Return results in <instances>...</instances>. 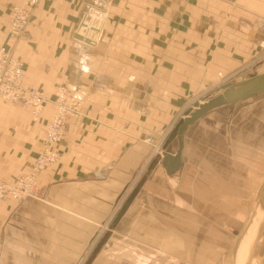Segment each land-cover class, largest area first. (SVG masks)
Listing matches in <instances>:
<instances>
[{"label":"crops","instance_id":"0c3cea01","mask_svg":"<svg viewBox=\"0 0 264 264\" xmlns=\"http://www.w3.org/2000/svg\"><path fill=\"white\" fill-rule=\"evenodd\" d=\"M22 1L0 0V46L24 63L26 86L51 99L68 87L84 116L67 120L35 195L0 199V264H235L264 183V94L191 124L175 174L161 161L193 92L264 71V0H40L11 37ZM90 6L108 12L96 42L81 32ZM55 109L35 120L0 98V179L31 170Z\"/></svg>","mask_w":264,"mask_h":264},{"label":"built area","instance_id":"2783aa9c","mask_svg":"<svg viewBox=\"0 0 264 264\" xmlns=\"http://www.w3.org/2000/svg\"><path fill=\"white\" fill-rule=\"evenodd\" d=\"M40 0H23L13 4L9 13L7 33L11 37L21 36L30 20V16ZM93 13L91 32L93 38L97 27L102 26L106 12L90 6ZM26 72L21 60L14 57L5 45L0 46V98L5 102H13L29 107L33 119L37 120L50 98L42 90L25 85ZM55 112L48 122L42 147L35 157L30 172L11 181L0 179V199L22 200L35 195L40 173L56 164L61 157L57 144L64 136L67 119L80 111L81 103L71 95L65 86L55 91Z\"/></svg>","mask_w":264,"mask_h":264},{"label":"water","instance_id":"95a60500","mask_svg":"<svg viewBox=\"0 0 264 264\" xmlns=\"http://www.w3.org/2000/svg\"><path fill=\"white\" fill-rule=\"evenodd\" d=\"M264 94V71L255 72L248 75V77L241 80H232L223 84L214 95L207 96L204 101L195 102L184 111V115L178 119L173 128L170 130L168 137L164 144V149L174 139L178 141V149L175 153H166L162 157L161 164L168 175L175 174L183 166L181 158L182 149L184 146L183 135L187 128L204 116L210 110L217 107L236 103L249 99L251 97ZM122 211L120 212V214ZM119 214V215H120ZM100 245L94 250L98 251ZM91 258L85 263L90 264ZM259 264H264V253Z\"/></svg>","mask_w":264,"mask_h":264},{"label":"rangeland","instance_id":"374dc122","mask_svg":"<svg viewBox=\"0 0 264 264\" xmlns=\"http://www.w3.org/2000/svg\"><path fill=\"white\" fill-rule=\"evenodd\" d=\"M99 9H103L105 12H106V16L104 17V21L102 23V26L100 27H97L98 29L95 31L94 33V37L93 38H89L87 36V34L89 32H91V27L90 25L92 24V18H93V11L91 12L90 10V7L87 8V13H86V21H85V24L82 25L81 27V32H82V35H83V38L87 41V42H96L99 38H100V34L101 32L103 31L104 29V25H105V20H106V17H107V10L102 8V7H98ZM90 34V33H89ZM263 59H264V56H263ZM22 62V61H21ZM23 63V62H22ZM24 65V63H23ZM25 69V68H24ZM256 71H253V72H248L246 73L245 77H248L249 74L251 73H255ZM238 72H233L229 75V78L227 80L230 79V81L232 80H236V79H232L233 77H235ZM238 80V79H237ZM59 87V86H58ZM57 87V88H58ZM66 87V86H65ZM56 88V89H57ZM68 90L69 88L66 87ZM207 89V88H205ZM41 90V89H40ZM56 91V90H55ZM44 92V91H43ZM70 92V90H69ZM45 93V92H44ZM71 93V92H70ZM46 94V93H45ZM215 92L213 91V88H209L207 90H200V91H197V92H193L190 96H189V100H188V105L190 106H193L194 105V101H199V102H202L204 101V99L207 97V96H210V95H214ZM72 96H74L76 99H78V101L81 103V107H80V111L72 116H70L69 118H80L82 116H84V111H83V108H84V102L83 100H81V98H79L78 96L74 95L71 93ZM207 95V96H206ZM49 97V95H48ZM50 98V97H49ZM54 98H55V92L53 94V99L50 98L49 102L52 100L54 102ZM48 102V103H49ZM55 104V102H54ZM47 105V104H46ZM56 106V105H55ZM45 108V107H44ZM44 110V109H43ZM183 111H185V108L183 110H179L175 116L170 120L166 130H170L173 128V126L175 125V123L178 121L179 117L182 115ZM42 113V112H41ZM68 118V119H69ZM67 119V120H68ZM51 120V119H50ZM49 120V121H50ZM48 124V123H47ZM47 127V125H46ZM65 129H66V126H65ZM168 132V134H169ZM32 168V167H31ZM30 172V171H29ZM19 177V176H18ZM258 190V192H257ZM25 199V198H24ZM250 202H249V212L251 211V203L253 205V208H252V215L250 214V217H249V226H248V229L250 227V225L252 223H254L256 221V226H255V229L253 231V234L252 236L250 237L249 241H248V244H247V247L245 249V251L243 252V255L241 259H238L239 258V248H238V251L236 253V257H235V261L234 263L235 264H245L247 258H248V254H249V250H250V247H251V243L254 241L255 237H257V244H260L259 245V251H258V254L256 256V259L254 260V263L255 264H259L258 260L262 258V255L264 253V183H258V184H255L253 190L251 191L250 193V196H249V199H248ZM260 211H262L260 217L258 216V214L260 213ZM258 218V220H257ZM247 229V231H248ZM247 233V232H246ZM245 233V235H246ZM245 235L241 238L240 242H239V247H240V244L242 242V240L244 239ZM250 258V257H249ZM253 263V264H254Z\"/></svg>","mask_w":264,"mask_h":264},{"label":"bare ground","instance_id":"6f19581e","mask_svg":"<svg viewBox=\"0 0 264 264\" xmlns=\"http://www.w3.org/2000/svg\"><path fill=\"white\" fill-rule=\"evenodd\" d=\"M198 102H199V101H198ZM202 102H203V101H202ZM202 102H201V103H202ZM261 213H262V211H260V213L258 214L259 217H260ZM263 215H264V214H263ZM257 220H258V218H257ZM255 224H256V221L250 225V227H249V229H248V231H247V233H246L244 239L242 240V242H241V244H240V247H239V258H238V259H241V258H242L241 255H243V252L245 251V249H246V247H247L248 241H249L250 237H251L252 234H253V231H254L255 226H256ZM259 261H260V259L258 260V262H259ZM254 264H255V263H254ZM257 264H258V263H257Z\"/></svg>","mask_w":264,"mask_h":264}]
</instances>
